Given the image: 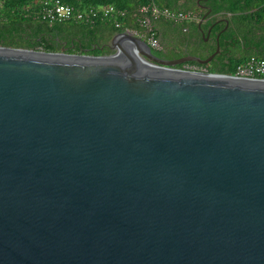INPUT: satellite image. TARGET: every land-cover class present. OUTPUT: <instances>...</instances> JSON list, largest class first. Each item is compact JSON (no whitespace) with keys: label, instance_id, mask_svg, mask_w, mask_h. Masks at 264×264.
Listing matches in <instances>:
<instances>
[{"label":"water","instance_id":"obj_1","mask_svg":"<svg viewBox=\"0 0 264 264\" xmlns=\"http://www.w3.org/2000/svg\"><path fill=\"white\" fill-rule=\"evenodd\" d=\"M216 40L0 45V264H264V78L175 67Z\"/></svg>","mask_w":264,"mask_h":264},{"label":"trees","instance_id":"obj_2","mask_svg":"<svg viewBox=\"0 0 264 264\" xmlns=\"http://www.w3.org/2000/svg\"><path fill=\"white\" fill-rule=\"evenodd\" d=\"M42 0H0V45L41 49L46 51H59L61 44L59 39H65L75 45L76 51H85L94 55L110 54L112 50L105 46L113 35L126 28H139L135 14L139 8L149 2H155L160 7H168L176 10H193L199 14L198 21L186 23H174L170 20H155L158 35L161 39L163 23L168 26L176 25L180 31L187 33V41L198 44L203 43L207 32L211 29L210 39L214 45H207L211 50L217 46L216 37L220 34L221 46L234 45L237 53L225 70L233 74L240 63L251 57L264 59V0H61L77 9H85L102 4H114L120 9L127 10V18H122L121 27L106 18H97L90 22L68 21L50 23L40 17L38 9ZM207 4L211 8L202 26L199 22L202 18L201 5ZM228 19V28L224 30V20ZM176 28L174 32H176ZM205 33V37H203ZM54 36L51 39L50 36ZM48 37V38H47ZM76 38V41L72 42ZM233 42L230 44V42ZM164 45L163 41H161ZM71 49V52H75ZM159 55L166 54L163 50L154 49ZM88 53V54H89ZM224 72V68L222 69ZM264 77L261 76V78Z\"/></svg>","mask_w":264,"mask_h":264},{"label":"built area","instance_id":"obj_3","mask_svg":"<svg viewBox=\"0 0 264 264\" xmlns=\"http://www.w3.org/2000/svg\"><path fill=\"white\" fill-rule=\"evenodd\" d=\"M38 12L42 19L50 23L68 21L90 22L97 18H106L112 20L116 27H121L122 18L125 19L128 16L127 10L120 9L114 4H102L85 9H77L61 0H42ZM135 19L139 28H126L125 30L148 41L153 49L163 50L164 45L158 35L155 20L166 19L174 23H186L198 21L199 14L193 10H176L160 7L155 2H149L139 8L138 13L135 14ZM187 68L196 69V66H187ZM233 75L246 78H260L264 75V59L257 57L249 58L237 66Z\"/></svg>","mask_w":264,"mask_h":264},{"label":"flooded vegetation","instance_id":"obj_4","mask_svg":"<svg viewBox=\"0 0 264 264\" xmlns=\"http://www.w3.org/2000/svg\"><path fill=\"white\" fill-rule=\"evenodd\" d=\"M200 8H201V13H202V18L205 16V19H206L208 14L211 12L210 6L204 3L201 5ZM221 19L224 20V22L226 23L224 26V30H225L226 28H228L229 21L225 16H224V18H218L217 21H219ZM205 35L206 34L203 33V37H205ZM187 37H188V35L186 32H184V31L182 32L176 28V32H175V35L173 36V38H166L165 36L161 37L160 40L163 41V43L165 45L166 54H164V55L157 54V55L160 57H163V58H171L172 59V58L180 57V56L191 53V54L199 55L202 58H207L212 53H214L218 47V41L217 40H216L217 46L215 47L214 50H211L208 47H206L207 45L213 46L215 44L214 41H212L210 39V36L208 37V35L205 37L203 43H198V44H194V43H191L190 41H187ZM50 38L54 39L55 37L52 35V36H50ZM56 38L59 39L58 45H60L62 43L60 45L61 50L59 49V51H65V52H69V53H87V54L89 53L88 51H76L75 45L74 44L71 45L68 40L60 39L58 37H56ZM74 41H76V38L72 40V42H74ZM232 43L233 42L231 41L230 44H232ZM219 44H220V41H219ZM72 48L75 49V52L70 51ZM236 54H238V53H237L236 47L234 45H230V46L224 45V47H223L220 44V51L208 63L201 64L199 62L191 61V62H186V63L180 64V65L175 66V67H182L184 69H188L187 66L193 65V66H196V69H189V70L228 74L225 72V70L227 69V67H229L228 65L234 59ZM223 68H224V72L222 70Z\"/></svg>","mask_w":264,"mask_h":264},{"label":"crops","instance_id":"obj_5","mask_svg":"<svg viewBox=\"0 0 264 264\" xmlns=\"http://www.w3.org/2000/svg\"><path fill=\"white\" fill-rule=\"evenodd\" d=\"M169 24L167 23H163V25L161 26V32L162 34L166 37V38H173V36L175 35V28L176 25H172V26H168Z\"/></svg>","mask_w":264,"mask_h":264},{"label":"rangeland","instance_id":"obj_6","mask_svg":"<svg viewBox=\"0 0 264 264\" xmlns=\"http://www.w3.org/2000/svg\"><path fill=\"white\" fill-rule=\"evenodd\" d=\"M41 50V49H40ZM261 78V77H260ZM262 78H264V77H262Z\"/></svg>","mask_w":264,"mask_h":264}]
</instances>
